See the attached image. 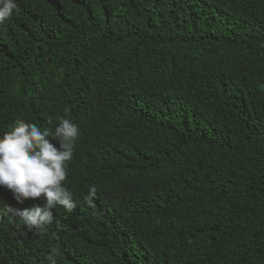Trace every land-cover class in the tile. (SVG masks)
Returning <instances> with one entry per match:
<instances>
[{
    "label": "trees",
    "instance_id": "obj_1",
    "mask_svg": "<svg viewBox=\"0 0 264 264\" xmlns=\"http://www.w3.org/2000/svg\"><path fill=\"white\" fill-rule=\"evenodd\" d=\"M14 2L0 138L75 124V207L6 189L0 264H264V0Z\"/></svg>",
    "mask_w": 264,
    "mask_h": 264
},
{
    "label": "clouds",
    "instance_id": "obj_2",
    "mask_svg": "<svg viewBox=\"0 0 264 264\" xmlns=\"http://www.w3.org/2000/svg\"><path fill=\"white\" fill-rule=\"evenodd\" d=\"M16 8L14 0H0V22L9 19ZM47 123L51 125L53 122L48 119ZM77 136V126L66 118L59 120L54 131L17 120L14 128L4 133L0 138V195L9 189L20 202L41 197L46 200L43 207L36 205L31 209L15 210L9 206L6 209L9 215L14 213L21 217L30 229L43 230L52 224L53 209L57 204L69 211L75 207L72 193L63 186V182L67 178L65 165L73 157ZM48 137L57 140L59 148ZM96 192V187L90 186L85 198L90 206Z\"/></svg>",
    "mask_w": 264,
    "mask_h": 264
}]
</instances>
